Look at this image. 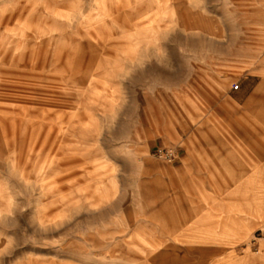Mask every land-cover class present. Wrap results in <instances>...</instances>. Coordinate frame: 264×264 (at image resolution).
I'll list each match as a JSON object with an SVG mask.
<instances>
[{
    "label": "rangeland",
    "instance_id": "374dc122",
    "mask_svg": "<svg viewBox=\"0 0 264 264\" xmlns=\"http://www.w3.org/2000/svg\"><path fill=\"white\" fill-rule=\"evenodd\" d=\"M263 80L264 0H0V264H264Z\"/></svg>",
    "mask_w": 264,
    "mask_h": 264
},
{
    "label": "built area",
    "instance_id": "2783aa9c",
    "mask_svg": "<svg viewBox=\"0 0 264 264\" xmlns=\"http://www.w3.org/2000/svg\"><path fill=\"white\" fill-rule=\"evenodd\" d=\"M161 156L167 158L168 160H174L177 157L176 150L172 148H167L164 150H160Z\"/></svg>",
    "mask_w": 264,
    "mask_h": 264
},
{
    "label": "bare ground",
    "instance_id": "6f19581e",
    "mask_svg": "<svg viewBox=\"0 0 264 264\" xmlns=\"http://www.w3.org/2000/svg\"><path fill=\"white\" fill-rule=\"evenodd\" d=\"M263 82H264V80H263ZM262 84H263V83H262ZM251 98H252V97H251ZM251 100H252V99H251ZM121 126H122V125H119V128H121ZM185 220H186V219H185ZM185 220H184V221H185Z\"/></svg>",
    "mask_w": 264,
    "mask_h": 264
}]
</instances>
